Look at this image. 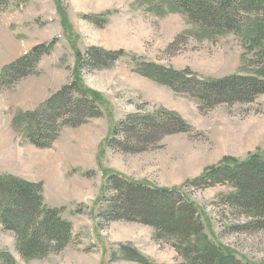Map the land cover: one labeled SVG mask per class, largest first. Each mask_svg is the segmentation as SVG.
I'll return each instance as SVG.
<instances>
[{
	"label": "rangeland",
	"instance_id": "obj_1",
	"mask_svg": "<svg viewBox=\"0 0 264 264\" xmlns=\"http://www.w3.org/2000/svg\"><path fill=\"white\" fill-rule=\"evenodd\" d=\"M165 3L9 0L0 11V71L34 46L56 42L41 57L35 74L13 89L0 90V174L41 184L44 205L58 210L71 225V239L61 251L27 258L15 235L0 223V264H143L130 259L125 248L150 264L184 263L174 241L157 238L150 226L105 218L114 196L104 190L110 171L154 187L181 189L194 204L203 235L212 245L244 263L264 264V230L248 227L251 219L227 204L235 192L229 184L185 186L225 158L239 162L254 154L264 158V95L252 103L221 104L200 112L188 94L138 74L142 65H154L187 69L188 76L199 80L233 75L264 79V60L259 62V49L250 43L253 34L212 38L185 14L169 11ZM92 49L123 55L105 66L79 65L78 58H86ZM75 82L102 99L99 118L63 128L49 149H38L13 131L18 111H34ZM159 110L178 113L189 132L164 136L154 144L127 140L129 151L106 146L115 125L129 116Z\"/></svg>",
	"mask_w": 264,
	"mask_h": 264
},
{
	"label": "trees",
	"instance_id": "obj_2",
	"mask_svg": "<svg viewBox=\"0 0 264 264\" xmlns=\"http://www.w3.org/2000/svg\"><path fill=\"white\" fill-rule=\"evenodd\" d=\"M18 1L26 3L29 0ZM8 4L9 0H0V11ZM165 5L169 11L185 14L212 38L228 33L253 34L250 43H253V48L259 49L256 53L259 62L264 60V0H166ZM62 22L66 24L64 20ZM55 43L52 40L50 44L34 46L15 62L2 67L0 90L13 89L21 79L35 74L41 57L49 54ZM121 55L122 52L92 49L86 58L79 57L78 63L105 66ZM138 74L176 93L188 94L197 102L200 112L221 104L252 103L258 96L264 95V79L259 77L233 75L199 80L193 75L188 76L187 69L175 71L154 65H142ZM98 104H102V99L96 92L75 82L63 86L34 111H18L11 126L32 146L49 149L63 128L78 127L89 119L99 118L101 111ZM189 130L186 121L173 111L132 115L115 125L106 146L129 151L130 148L125 146L127 140L154 144L164 136L188 133ZM216 184H229L235 192L227 197V204L251 219L248 227L264 230L263 157L254 154L241 162L225 158L221 164L189 180L185 186L201 188ZM104 190L114 193L107 203V220H125L150 226L157 238L174 241L176 251L185 261L180 264H247L229 250L208 241L203 235L204 226L194 204L181 189L154 187L110 171L105 174ZM42 191L39 183L0 174V223L15 235L23 257L41 258L50 252L61 251L71 239V225L58 216V210L44 205ZM125 249L123 252L130 259L150 264L142 261L136 251Z\"/></svg>",
	"mask_w": 264,
	"mask_h": 264
}]
</instances>
